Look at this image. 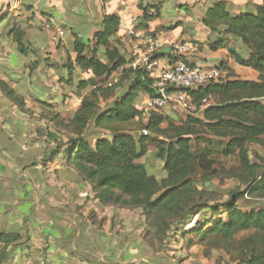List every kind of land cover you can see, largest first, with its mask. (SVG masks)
<instances>
[{"label":"crops","instance_id":"0c3cea01","mask_svg":"<svg viewBox=\"0 0 264 264\" xmlns=\"http://www.w3.org/2000/svg\"><path fill=\"white\" fill-rule=\"evenodd\" d=\"M214 1L19 0L12 8L3 6L0 78L24 102L20 107L0 91V234L22 236V241L13 248L12 258L5 264H178L176 257L184 260L183 264H237L229 262L227 255H216L217 251L208 260L211 252L199 242L181 247L174 257L171 249L156 250L139 233L122 230V219L125 225L134 222L140 226L145 222L147 228L146 216H141L143 211L133 210L139 212L138 220L128 222L124 212L131 210L103 206L95 198L92 187L82 181L67 161L71 133L66 126L81 109L83 97L91 91L85 89L78 93L77 83L79 79L89 81L92 77L77 67L75 35L89 45V53L106 16L117 15L119 22L124 16L140 34L147 29L158 32L168 43L167 48L173 42L195 44L197 53L186 58L190 65L224 66L230 70L229 81L260 80L258 72L240 66L231 53L233 49L249 57L238 37L227 35L226 47L212 50L211 45L219 36L212 34L202 19ZM224 1L229 3L234 15L263 4V0ZM1 2L6 5L7 0ZM140 5L149 12L156 11L157 15L146 19ZM49 20L65 31L58 45L44 30V23ZM18 23L26 33L24 44L28 51L24 54L8 35ZM219 30L225 31L226 27ZM122 36L119 28L115 38L124 48L125 62L110 76L97 79L98 87L106 88L117 74L121 76V83L124 74L134 71ZM169 55L173 53L162 57L164 66L171 65ZM99 56L106 59L104 53ZM34 63L38 65L32 71ZM69 64L71 68H67ZM128 85L118 88L115 98L122 96ZM148 98V94L141 95L137 107L144 108ZM113 101L102 102L101 107L104 109ZM172 107L176 106L164 111L176 121L178 117L171 112ZM153 151L150 148L149 154ZM190 235L197 237L194 234L185 237Z\"/></svg>","mask_w":264,"mask_h":264},{"label":"trees","instance_id":"16d2710c","mask_svg":"<svg viewBox=\"0 0 264 264\" xmlns=\"http://www.w3.org/2000/svg\"><path fill=\"white\" fill-rule=\"evenodd\" d=\"M140 8L146 19L154 17L148 9ZM4 20L0 17V24ZM202 22L219 36L211 45L213 51L226 47L227 35L238 37L249 57L233 49L231 53L240 66L258 72L260 80L222 81L193 92L196 102L213 96L215 105L203 115L186 116L180 125L168 127H164L167 117L157 112L150 113L144 123L146 111L136 105L141 95H153L149 74L131 70L118 87L96 86L97 79L110 76L125 62L124 48L115 38L119 32L117 15L104 18L89 53V45L75 35L77 67L92 77L77 83L78 93L91 91L66 126L71 133L68 166L92 187L103 206L142 210L147 236L161 244L169 239L175 225L189 218L181 229L184 236L194 234L207 249L224 251L229 262L264 264V0L238 15L232 13L227 1L216 0ZM220 27L226 30L220 31ZM8 35L20 53H26L22 24L13 26ZM101 53L105 60L100 59ZM168 57L175 62L174 55ZM37 65L34 63L32 71ZM125 83H129L126 92L115 98ZM0 91L24 106L1 78ZM111 99L113 103L103 109L101 103ZM106 132L110 137L104 136ZM150 148L154 149V160L164 164L162 180L150 175L141 163ZM214 180L235 182L222 203L211 198L216 192L197 187ZM21 241L18 233L0 234V264L12 258L14 246Z\"/></svg>","mask_w":264,"mask_h":264},{"label":"built area","instance_id":"2783aa9c","mask_svg":"<svg viewBox=\"0 0 264 264\" xmlns=\"http://www.w3.org/2000/svg\"><path fill=\"white\" fill-rule=\"evenodd\" d=\"M19 0H7L6 5L0 0V14L4 7L12 8ZM4 6V7H3ZM156 16V11L149 12ZM119 28L123 31L124 44L129 48L130 66L134 71H143L149 74L152 81L153 95L147 99L144 109L146 117L152 112L160 113L170 106H176L188 116H199L211 106L215 105L213 96L203 98L196 102L193 92L227 81L230 78V70L224 67L203 68L190 65L186 58L197 53L198 48L193 43L173 42L170 49L175 56V62L164 66L160 53L167 48L168 43L162 36L151 29L138 33L132 27V21L124 16L120 17ZM44 30L51 36L55 44H60L65 31L51 20L44 23ZM122 69V67H121ZM120 75L117 74L107 83L108 88H114L120 83ZM145 136L148 131H142Z\"/></svg>","mask_w":264,"mask_h":264},{"label":"rangeland","instance_id":"374dc122","mask_svg":"<svg viewBox=\"0 0 264 264\" xmlns=\"http://www.w3.org/2000/svg\"><path fill=\"white\" fill-rule=\"evenodd\" d=\"M171 112L175 113L177 115V120L174 121L172 120L169 116L166 115L165 111H161L160 114H163L167 117V122L164 124V127H168V125L170 124H174V125H180L183 122V118L186 116V114L180 112V110L176 107H172L171 108ZM147 122V117L146 119H144V123ZM143 128L140 127L139 131L142 130ZM152 149V148H151ZM144 165L147 167L149 174L152 176H155L157 179L162 180L165 176L164 173V164L160 161H155L152 154H148L145 159L143 160ZM235 182L232 181H226L224 184H220V182L218 180H214L210 183H206V184H200L198 183L197 187L198 188H202L205 187L206 190L208 191H212V192H216V196L215 194L211 196V198H217L218 200H221V203L226 201L228 198V193L230 191H232L235 188ZM122 210H130V209H123ZM135 210V209H134ZM125 216H127V220L128 222L136 219L138 220L139 217V212H133V210H131L130 212H124ZM141 216L144 217V213H141ZM131 217V218H130ZM202 215H199L197 218L201 219ZM188 222H190V219L188 218L185 221H182V223H178L177 225H175L173 227V230L170 233V237L169 239L164 242L163 244H161L159 241L151 238V236H147V231L145 228V222H142L140 224V226L134 222H132L131 224L125 225V220L122 219V230L126 229V231H130V232H137L139 233L138 235L146 241V244L150 245L151 247L153 246L156 250H161L163 248H169L171 249L170 251L172 253H175L174 257H176L178 255L179 249L181 247H187V244H189L190 246H192L193 244L199 242V238L197 237H193L192 235L185 237L183 235V233L181 232V229L183 228V226L187 225ZM243 236V235H241ZM208 251L211 252V257H207L208 260H212L214 257V251H217L216 255H222V256H226L224 251L221 250H211L208 249ZM221 256V257H222ZM222 259V258H221ZM176 261L178 264H183L184 260H181V258H177L176 257ZM218 262V261H217ZM219 264V262L217 263Z\"/></svg>","mask_w":264,"mask_h":264},{"label":"water","instance_id":"95a60500","mask_svg":"<svg viewBox=\"0 0 264 264\" xmlns=\"http://www.w3.org/2000/svg\"><path fill=\"white\" fill-rule=\"evenodd\" d=\"M171 52H172V51H171L170 48H166V49H164V50L160 53V56H161V57H164L165 55L170 54Z\"/></svg>","mask_w":264,"mask_h":264}]
</instances>
